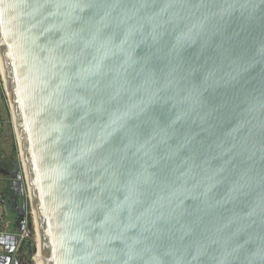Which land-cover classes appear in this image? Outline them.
Here are the masks:
<instances>
[{
  "label": "water",
  "instance_id": "obj_1",
  "mask_svg": "<svg viewBox=\"0 0 264 264\" xmlns=\"http://www.w3.org/2000/svg\"><path fill=\"white\" fill-rule=\"evenodd\" d=\"M0 51L30 254L264 264V0H0Z\"/></svg>",
  "mask_w": 264,
  "mask_h": 264
},
{
  "label": "rangeland",
  "instance_id": "obj_2",
  "mask_svg": "<svg viewBox=\"0 0 264 264\" xmlns=\"http://www.w3.org/2000/svg\"><path fill=\"white\" fill-rule=\"evenodd\" d=\"M5 89L3 76L0 71V145H3L5 148L9 143L11 146L10 150H8L9 147L4 149L0 146V170L4 169L3 164L9 166L16 164V174H13L11 178L9 176V180L13 179L14 181H6L5 183L8 185H5L4 189L0 190V196L3 194V197L0 198V232L5 233L9 229V226V231H14L18 238H20L22 232L19 228L16 229V213H18L22 218L25 217L30 221L29 229L32 235L35 236L33 212L28 198L29 194L27 191L23 167L20 160V153L18 152V148L16 146V137L11 119L12 116ZM6 139H9L10 142H6ZM7 152H11L13 154L11 158L6 156ZM18 175L21 176L20 180H17ZM1 180L3 179L1 178ZM36 250V245L34 244L32 248V254H29L26 248L23 249L22 244L20 251L16 254L18 255L16 256L17 258H14L15 264H38L37 258L34 257Z\"/></svg>",
  "mask_w": 264,
  "mask_h": 264
},
{
  "label": "flooded vegetation",
  "instance_id": "obj_3",
  "mask_svg": "<svg viewBox=\"0 0 264 264\" xmlns=\"http://www.w3.org/2000/svg\"><path fill=\"white\" fill-rule=\"evenodd\" d=\"M0 174L1 175H3L4 176V184H6L5 182L7 181H9V180H6V179H9V172H7V171H5V168L4 169H1L0 170ZM15 178H16V176H15ZM11 180V179H10ZM13 180V179H12ZM11 180V181H12ZM14 181V180H13ZM22 195V194H21ZM2 197V196H1ZM0 197V198H1ZM17 214V220H16V222H17V226H18V228L19 229H21V232H22V234H24V236H23V239H22V241H21V243H20V249H21V247H22V244H23V249H27V251H28V253L30 254V248H31V240H30V229H29V224H28V221L29 220H27L25 217L24 218H22L18 213H16ZM29 223H30V221H29Z\"/></svg>",
  "mask_w": 264,
  "mask_h": 264
},
{
  "label": "bare ground",
  "instance_id": "obj_4",
  "mask_svg": "<svg viewBox=\"0 0 264 264\" xmlns=\"http://www.w3.org/2000/svg\"><path fill=\"white\" fill-rule=\"evenodd\" d=\"M0 71L2 73V76H3V80H4V84H5V88H7V80H6V76H5V70H4V66H3V59L1 57V51H0ZM6 95L9 96L10 98V95L8 93V90L6 92ZM10 103V102H9ZM9 107H10V110H11V116H12V120L14 121V113H13V108H12V104L10 103L9 104ZM17 145H18V148L20 147V143H19V140H17ZM20 157H21V153H20ZM22 167H23V172L25 171V168H24V163H23V160H22ZM29 189L27 188V191ZM29 194V193H28ZM34 221V220H33ZM35 257L37 258V261H38V264H43V259H42V254H41V251L39 250V252H37V255H35Z\"/></svg>",
  "mask_w": 264,
  "mask_h": 264
},
{
  "label": "trees",
  "instance_id": "obj_5",
  "mask_svg": "<svg viewBox=\"0 0 264 264\" xmlns=\"http://www.w3.org/2000/svg\"><path fill=\"white\" fill-rule=\"evenodd\" d=\"M6 142H10V140L9 139H6ZM2 148H4V146L3 145H0ZM7 147H9V149L8 150H10V144L8 143L7 144ZM7 147H5L4 149H6ZM7 155L6 156H8V158L10 157H12V153L11 152H7L6 153ZM3 168H5V171H7V172H9V175H10V178H11V176H13V174H16L15 172H16V164H14V165H6V164H3ZM29 227H30V223H29ZM16 256H18V255H15V259L17 258Z\"/></svg>",
  "mask_w": 264,
  "mask_h": 264
},
{
  "label": "built area",
  "instance_id": "obj_6",
  "mask_svg": "<svg viewBox=\"0 0 264 264\" xmlns=\"http://www.w3.org/2000/svg\"><path fill=\"white\" fill-rule=\"evenodd\" d=\"M15 139H16V138H15ZM16 146H17V148H18L17 142H16ZM18 152H19V150H18ZM20 160H21V159H20ZM23 236H24V234H21L20 238H18V240H17L16 246H15L14 255H16V254L20 251V243H21V241H22V239H23Z\"/></svg>",
  "mask_w": 264,
  "mask_h": 264
},
{
  "label": "crops",
  "instance_id": "obj_7",
  "mask_svg": "<svg viewBox=\"0 0 264 264\" xmlns=\"http://www.w3.org/2000/svg\"><path fill=\"white\" fill-rule=\"evenodd\" d=\"M1 178H2L3 180H1ZM4 179H5L4 176H3V175H0V190H1V189H4L5 185H6V186L8 185V184H4V183H2V182L4 181ZM6 180H9V179H6ZM11 180H12V179H11ZM11 180H9V181H11ZM1 181H2V182H1ZM9 181H8V182H9ZM12 181H13V180H12ZM2 184H3V185H2ZM1 185H2V186H1ZM2 191H3V190H2ZM1 196L3 197V194H1ZM1 196H0V197H1ZM2 197H1V198H2ZM9 204H10V202H9ZM18 221H19V220H18ZM18 221H17V222H18ZM17 222H16V224H17ZM8 228L10 229L9 226H8ZM9 229H8L6 232H8ZM16 229H17V228H16ZM10 232H11V231H10Z\"/></svg>",
  "mask_w": 264,
  "mask_h": 264
}]
</instances>
